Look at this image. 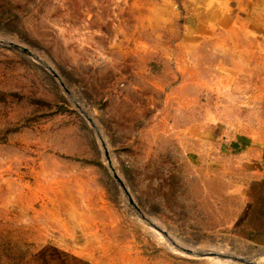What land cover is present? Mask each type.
I'll list each match as a JSON object with an SVG mask.
<instances>
[{
    "label": "rangeland",
    "instance_id": "obj_1",
    "mask_svg": "<svg viewBox=\"0 0 264 264\" xmlns=\"http://www.w3.org/2000/svg\"><path fill=\"white\" fill-rule=\"evenodd\" d=\"M263 156L264 0H0V264H264Z\"/></svg>",
    "mask_w": 264,
    "mask_h": 264
},
{
    "label": "crops",
    "instance_id": "obj_2",
    "mask_svg": "<svg viewBox=\"0 0 264 264\" xmlns=\"http://www.w3.org/2000/svg\"><path fill=\"white\" fill-rule=\"evenodd\" d=\"M261 164L253 166V188L248 197L249 206L245 212V224L250 234V242L264 248V156Z\"/></svg>",
    "mask_w": 264,
    "mask_h": 264
},
{
    "label": "water",
    "instance_id": "obj_3",
    "mask_svg": "<svg viewBox=\"0 0 264 264\" xmlns=\"http://www.w3.org/2000/svg\"><path fill=\"white\" fill-rule=\"evenodd\" d=\"M10 46H12V47H14V48H16V49H19V50H21L22 52H24V53H26V54H28V55H32L31 52H30L28 49L24 48V47H21V46L15 45V44H10ZM49 69H50L51 73H52L56 78H58L57 74H56L51 68H49ZM105 150H106V149H105ZM105 155H106V158H107L108 164H109V166H110V169H111V171H112V173H113V175H114V178L116 179V181L119 183V185L121 186V188L123 189V191H124L125 194L127 195L130 205H132V206L137 210V212L141 214V216H142L143 219H146V218L144 217V215H142L140 209L136 206V204H135L134 201L132 200V198H131V196H130V194H129L127 188H126V186L124 185V183L122 182V180L120 179V177L117 175L116 171L114 170V168H113V166H112V162H111V160H110V155H109V153H108L107 150L105 151ZM183 252H184V253H187V254H189V255H195V256H198V257L203 256L202 254L195 253V252L192 251V250H183ZM208 256H212V257H220V256H218V255H216V254H211V253L208 254Z\"/></svg>",
    "mask_w": 264,
    "mask_h": 264
}]
</instances>
